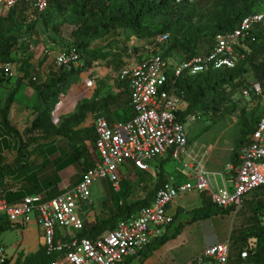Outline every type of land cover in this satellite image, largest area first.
<instances>
[{"label":"built area","instance_id":"built-area-1","mask_svg":"<svg viewBox=\"0 0 264 264\" xmlns=\"http://www.w3.org/2000/svg\"><path fill=\"white\" fill-rule=\"evenodd\" d=\"M19 4H27L39 13L48 6L47 0H0V5L7 8ZM260 28H264V10L244 17L233 31L218 34L209 53L184 61L162 55L161 46L168 40L167 34L130 49L129 53L140 60L119 69L116 79L128 84L131 119L112 124L98 117L94 123L97 162L82 174L79 183L49 199L27 195L12 204L0 196V220L5 218L13 228L32 222L41 226L47 254L55 256L50 264H122L164 235L174 220L168 207L181 195L197 191L205 194L217 208L234 209L238 213L246 195L264 187V88L251 83L241 89V97L251 98L261 106L262 112L253 131L238 146L237 165L229 163L221 171H212L206 164L209 153L205 148L188 149V131L185 123L178 120V114L188 105L185 94L178 92L176 84L184 72L197 75L211 68H233L237 48L243 41L255 42ZM44 54L53 57L57 69L71 70L84 65L81 52L74 44L59 50L49 47ZM18 75L19 65L0 59L2 83ZM197 118L200 115L196 113L190 120ZM170 151L189 180L179 184L172 178L167 179L155 191L149 205L96 238L63 240L65 229L82 231L85 227L79 212L82 205L92 203V186L96 181L108 180L119 189L116 171L126 163L148 172L152 161ZM231 247L230 240L210 245L189 264H230ZM251 255V249L244 247L239 264H257L249 261ZM6 259L5 249L0 246V264Z\"/></svg>","mask_w":264,"mask_h":264},{"label":"trees","instance_id":"trees-1","mask_svg":"<svg viewBox=\"0 0 264 264\" xmlns=\"http://www.w3.org/2000/svg\"><path fill=\"white\" fill-rule=\"evenodd\" d=\"M176 1L180 0H47V9L40 13V15L46 14L49 8L55 9L56 12H62L65 6L68 5L72 23L77 26V30L74 32L76 39V44L74 43V45L80 50L82 56L83 52H86L91 58L105 59L107 56L105 53H101L102 51L100 50H89V44L91 41L105 37L118 27H125L132 30L139 38L147 39V43L167 34L168 40L161 46L162 55L165 58L184 61L194 56H202L209 53L213 49L214 39L218 34L233 31L239 26L244 17L264 10V0H219L220 4L222 3L220 6L221 11L217 14L214 21L195 22L190 20L185 22L183 18L178 17L171 24L162 26L163 28L153 29L149 26L151 18L159 13H167L173 8ZM182 1L188 2L189 0ZM25 7L30 6L27 4H19L13 8H7L0 5V59L3 62L15 61L13 57L14 50L18 48L20 42L29 30L33 29L36 25L37 19L35 18L30 19L28 23L26 22L24 14L28 10ZM47 18L44 17V20L46 24H49ZM234 62L235 65L233 68H211L197 75H191L187 72L182 73L177 79L176 85L178 92L185 94L188 107L184 112L178 114L179 121L185 123L188 118L196 113L200 116L212 114L215 118L232 114L234 112L232 110L239 107L234 95L238 91H241L244 86L251 83H258L264 88V28H260L256 33L255 42H242L236 50ZM82 69H59L62 73L58 79L63 80L67 75L78 73ZM24 79L20 78L17 80L15 87L8 93L4 105L1 108L0 145L6 142L5 136L7 132L9 134L13 133L15 137L20 136V133L10 125L9 116L14 106L15 97ZM2 82L0 81V85ZM228 86H230L229 90H227ZM36 89L38 101L41 103L43 94L50 90V86L41 84ZM59 89L60 87L53 92ZM111 98V96H107L103 101L94 100L82 103L76 114L67 118L59 126L54 124L50 114L51 109L49 106H46L38 113L31 126L26 129L25 134L28 135L30 132H38L39 135L34 140H40L41 137L45 140L66 137L70 144H77L78 140L76 137L69 136L68 131L83 122L87 112H96V107L101 105L100 103H106ZM260 107H255L250 111V115L247 114L248 116L239 117L238 123L241 125L243 133L239 143L244 141L247 135L253 131L258 120L256 115L259 117L262 112ZM3 129L7 132L3 131ZM41 132L43 133L42 136H40ZM93 145L95 147V139ZM84 155V166L87 170L93 167L91 156L86 154V150L82 146L73 147V157L75 160L82 159ZM163 182L161 180L144 198L125 205L120 212H116V214L104 220H99L89 228L84 227L77 237L96 238L106 230L114 229L120 221L137 213L142 207L149 205L150 200L154 197L155 191ZM253 206L255 204H252ZM233 212L234 209L223 210L217 208L205 197L202 199V205L195 208L191 213L193 214V221H199L210 219L219 214H230ZM179 213L178 210L173 216V223ZM255 214L259 216L258 220L260 221V216L264 215V209H255ZM183 226L185 224L181 223L171 234L166 230L164 236L151 243L146 250L140 252L135 257L128 258L122 264H132L136 258L142 261L149 252L157 248L161 243L169 240L170 237L176 238L182 231ZM10 228V226L3 228L0 232L9 230ZM243 248L237 253V258H239ZM234 250L236 248L231 247L232 257L234 256ZM251 251L252 255L249 261L264 264V229L258 233V244L257 246H253ZM54 258L55 256H49L47 254L45 247H41L36 253L18 258L15 264H50ZM3 264L9 263L5 261ZM139 264L142 263L139 262Z\"/></svg>","mask_w":264,"mask_h":264},{"label":"rangeland","instance_id":"rangeland-1","mask_svg":"<svg viewBox=\"0 0 264 264\" xmlns=\"http://www.w3.org/2000/svg\"><path fill=\"white\" fill-rule=\"evenodd\" d=\"M221 5L222 3L220 4L219 0L176 1L173 8L167 13H159L151 18L149 26L153 29H159L164 25L171 24L178 17L183 18L185 22L190 20L195 22H211L214 21L217 14L221 11ZM25 8L28 10L24 14L26 22L28 23L30 19L34 18L37 19V22L35 27L29 30L22 39L18 48L14 50L13 55L15 60L24 61L23 70L31 72V77H36L33 74V70H31V60L39 55V50L36 51V48L42 49L45 46L52 45L54 49L59 50L68 47L70 44H76L74 32L77 30V26L72 23L68 5L65 6L62 12H56L55 9L49 8L44 15H40V13L31 7ZM44 17H48L49 24H46ZM147 41V39L139 38L128 28L118 27L105 37L91 41L89 44V50L102 51L101 53L107 55L105 59H94L86 52H83L84 65L82 66V71L69 74L63 80L58 79L62 73L61 70L55 68L54 71H51L49 93H51L50 96L54 99L49 104L55 125H61L67 118L76 114L82 103L92 101L96 96L104 93V90L105 93H108V88L111 85H106L105 78L113 80L114 76L117 78L119 68L135 62L138 63L140 58L130 54L129 50L137 49L146 44ZM10 81L12 79L5 82V84L2 83L0 88L2 86L6 92H10L14 87L10 86L14 85ZM58 87L60 89L53 92ZM229 88L230 86L227 87V90ZM2 92L5 93L4 91ZM234 96L239 107L233 109L232 111L234 112L232 114L217 118L212 114L201 115L200 118L194 121L188 118L185 122L192 142L203 146V148L209 151V154L211 152L217 153L224 159L232 154L235 148L237 151L240 145L239 141L242 139L243 133L242 127L238 123L239 117L250 115V111L258 107V104L254 103L251 98L243 99L241 91H238ZM3 105L4 103H2ZM256 117L257 119L259 118L257 115ZM86 120L87 117L83 121L85 122ZM84 122L68 131V135L76 137L77 140H81L84 136H87L88 131L82 128ZM38 135V132L28 133L24 138L25 144L30 145L29 143H35L37 140H34V138L38 137ZM66 144L68 145L67 142ZM89 151L94 157L95 152L92 146H90ZM60 156L64 158V154L61 151ZM160 158L157 157L153 165H157L160 162ZM3 159L0 154V167H2ZM174 163L176 162L172 160L164 163V165L167 164V167L170 168ZM72 164L73 177L79 178L84 170L85 164L83 158L75 160L72 156ZM177 165L184 171L179 163ZM136 172L138 177L143 175V173L135 171L129 165L122 166L121 169L116 171L120 186L122 187L121 193L117 197L114 196L113 193L116 192L112 191L113 188H111V185L107 181L98 180L93 184L92 195L94 200H105L104 203H97L94 206L98 212L100 211L99 216H95L97 221L104 220L116 214V212H120L125 205L142 199L149 190L153 189L157 180L149 177L138 182L135 179L136 177L132 178ZM184 173L186 172L184 171ZM124 184L128 186L125 191L123 190ZM199 194L201 193L183 196L170 205L169 210L171 214H176L177 210L180 213L175 222L166 227L169 234L173 233L181 223L185 224L176 238L170 237L169 240L164 241L157 248L149 252L142 261L136 258L132 264H139V262L142 264H189L209 245L228 240H230L232 248H236L233 252V257L237 256L242 247L252 249L253 246H257L258 233L264 229V215L260 216L261 220L259 221V216L255 214V209H264V188L247 194L244 199L243 208L238 213L219 214L207 220L193 221V214L191 212L201 205L199 204L198 206V202L201 203L202 197L207 198L205 194ZM252 204H255V206L252 207ZM20 231H22V234H19L17 240L21 243L24 251L29 253L39 249L40 240L37 229H21ZM11 232L8 234H11ZM2 240L3 238H0V245L3 244ZM8 250L7 256L10 259L14 254V249L10 250L9 247Z\"/></svg>","mask_w":264,"mask_h":264},{"label":"crops","instance_id":"crops-1","mask_svg":"<svg viewBox=\"0 0 264 264\" xmlns=\"http://www.w3.org/2000/svg\"><path fill=\"white\" fill-rule=\"evenodd\" d=\"M49 47L51 49H54L52 45L45 46L42 49L36 48V51L39 50L38 51L39 55L35 59L31 60V64H32L31 70H33V74H35L36 77H31L30 76L31 72L29 73L23 70L24 61L21 60L14 61V63L19 65V75L18 77L10 81L14 83V85H10V86L15 87L17 80L20 78H25V79L23 80L20 90L18 91L15 97L14 106L9 116V122L10 125L18 133H20V136L15 137L13 133L9 134L5 129H3V131L7 132L6 133L7 135L5 136L6 142L1 143L0 145V154L2 158H4L3 159L4 161L2 162V167H0L1 168L0 196L5 198L9 203L12 204L19 203L20 200L27 195H40L44 199H49L74 188L79 183L81 176L86 171V169L84 166V170L80 174L79 178L73 177L72 174L73 147L82 146V148H85L86 154L91 156V160L93 162L92 166H94V164L97 162L96 160L97 153L93 145V141L95 139V128H94L95 120L98 117H104L110 123L113 124L122 121H127L131 119V117L133 116V110L129 103L130 90L128 84L117 81L116 76H114L113 80H109V78H105L106 85L107 86L111 85V87L110 86L109 88L107 87L109 89L108 93H105L104 90L103 91L104 93L96 96L92 101L94 100L103 101L107 96H111L112 98L109 99L108 102L106 103H100L101 105H98L96 107L95 110L96 112L86 113L85 117H87V120L85 122L83 121L84 123L82 124V128H85L88 131V133L86 134L87 136H84V139L78 140V143L76 142L77 144L73 145L68 142L66 137L65 138L58 137L56 139H49V140H45L41 137V139L37 140L35 143L32 144L29 143L30 145L25 144L24 138L27 135L25 134L26 129H28L31 126L33 120L36 118V116L40 111H42L46 106L50 107L51 101L54 99L50 96L51 93H49V91H46L43 94L44 99L42 98V102L40 103L38 101V93L36 89V87L41 84L49 85L50 72L54 71V69L56 68L54 65L53 57L46 56L44 54V50ZM2 91H4L5 93H3ZM8 93L9 92H6L5 89H3L1 86L0 111L1 108L3 107L2 103L5 102ZM87 102H91V101H87ZM50 114H52V111H50ZM42 135L43 133L41 132L40 136ZM66 142L68 143V145L66 144ZM90 146H92V149L95 152L94 157L93 154L89 151ZM194 146L203 148V146L192 142L191 138L189 137L188 149L189 150L193 149ZM60 151L63 152L64 158L60 156ZM236 152L237 151L235 148L233 150V153L227 156L226 159H224L222 156L220 157L217 153L211 152V154H208L206 158L207 167L212 171H221L229 163L236 166L238 163ZM84 158L85 155L83 156V162H84ZM172 160L175 161L172 158V151H170L168 152L167 155L161 156L160 162L157 165H153L155 160L152 161L150 163V169L148 172L138 170L130 162L126 163L125 165H129L133 169H135V171L137 170L138 172L143 173V175L139 177L137 176V172L133 175L132 178L136 177L135 179H137L138 182L149 177H153L154 180H157L153 186L154 189L157 186V184L161 182V180L165 182L167 179L172 178L176 183L181 182V184L189 180L187 173H184V171H182V169H180V167L177 165L179 162L175 161L177 164L174 163V165L171 166L170 168L167 167V164L164 165V163ZM105 181H107L111 185V188H113L112 191L116 192L113 194L115 197H117L120 194V191L122 190V187L120 186V182H119V189H116L108 180ZM127 187L128 186L124 184L123 190L125 191ZM150 191L151 190H149L148 192ZM195 193H199V192L194 191L191 193H187L185 195L179 196L177 199L183 196H187L189 194L194 195ZM202 199L200 200L201 203L198 202V206L199 204L202 205ZM104 201L105 200L95 201L92 195V203L89 205H82L79 214L81 219L85 223V227L89 228L95 225L99 221V220L97 221L95 216L98 217L100 211L98 212L97 209L94 208V206H96L97 203H104ZM169 207H168V212L171 214ZM177 212L178 210L176 211V213ZM171 215L174 216L175 214H171ZM9 226H10L9 223L6 221L5 218H2L0 220V230ZM33 228L37 229L39 233V240H40L39 249H40L41 247H44V231L42 227L39 226L36 222H32L25 227H21V228L11 227L9 230L0 232L1 234L0 238H3L2 240L3 244H1L0 246L4 247L6 255H8L7 251H9L8 250L9 247L10 250L14 249L13 256L10 259L9 256H7L6 261H8L9 264H15L18 258L25 257L32 253H36L39 250L37 249L34 252L27 253L22 248L21 243L18 242L17 240L19 234H22V231H20L21 229L31 230ZM166 230L167 229H165L164 234ZM10 232L11 234H8ZM63 232L65 233V235H63L62 238L65 241V240H69L72 237H77L80 231H75L73 229L72 230L65 229ZM239 260H240L239 258L231 256L230 264H239L241 262V260L240 261Z\"/></svg>","mask_w":264,"mask_h":264},{"label":"bare ground","instance_id":"bare-ground-1","mask_svg":"<svg viewBox=\"0 0 264 264\" xmlns=\"http://www.w3.org/2000/svg\"><path fill=\"white\" fill-rule=\"evenodd\" d=\"M156 160V159H155ZM232 162V161H231ZM172 176V175H171ZM184 176H186V175H184ZM176 180V179H175ZM178 182V181H177ZM179 184H181V182H178Z\"/></svg>","mask_w":264,"mask_h":264}]
</instances>
